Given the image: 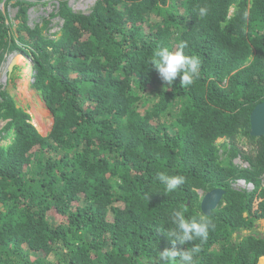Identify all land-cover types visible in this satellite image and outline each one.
<instances>
[{
	"label": "trees",
	"instance_id": "16d2710c",
	"mask_svg": "<svg viewBox=\"0 0 264 264\" xmlns=\"http://www.w3.org/2000/svg\"><path fill=\"white\" fill-rule=\"evenodd\" d=\"M40 1L0 0V66L9 49L30 57L53 118L38 131L9 92L18 67L2 75L0 264H152L175 208L214 224L198 264H264V133L250 122L264 101V0H96L86 14L59 0L57 38L50 17L29 22ZM180 41L201 60L184 88L148 63ZM162 171L185 184L157 193Z\"/></svg>",
	"mask_w": 264,
	"mask_h": 264
},
{
	"label": "clouds",
	"instance_id": "9594fccd",
	"mask_svg": "<svg viewBox=\"0 0 264 264\" xmlns=\"http://www.w3.org/2000/svg\"><path fill=\"white\" fill-rule=\"evenodd\" d=\"M43 1V2H42ZM36 2L32 7L36 6L38 3L40 5H46L50 1L52 8L49 10V13L46 15L50 17V28L52 24H55V27H58V30L52 31L51 37L57 38L61 35V26L62 19L58 16H50L52 12H57V7L59 5V0H42ZM96 0L92 1L87 12L89 13L92 6ZM53 4V5H52ZM67 6L70 8V0H67ZM52 10V11H51ZM72 10H74L72 8ZM75 11V10H74ZM209 9L206 6H201L198 8V16L200 18L206 17L208 15ZM57 19V24L53 23V19ZM49 28V29H50ZM188 47L187 41H180L176 46L175 50L170 49L167 46H157L152 53L151 58L148 63H150L153 68L157 71L159 77L163 82H166V85L170 86L172 83L179 77V84L181 87L191 86L194 81L199 78L201 74V60L196 55H189L185 53V49ZM20 54L25 57L26 63H30L31 66V77L34 71V61L30 57L20 52ZM17 66V65H15ZM17 76L13 82V85H8L9 92L11 89H15V81L19 79V70L20 66H17ZM33 79V77H32ZM12 94V93H11ZM14 96V94H12ZM44 101V100H43ZM45 103V101H44ZM49 111V110H48ZM52 116V115H51ZM53 124V118L51 120V126ZM36 127V126H35ZM51 128V127H50ZM158 181L162 184L163 193L168 195L170 193L176 192L182 185L186 182V177L182 174H169L167 172H160L158 174ZM152 192V191H149ZM144 193V199L147 201L148 193ZM186 209L175 208L170 213V224L171 227L167 225L166 228H162L161 231L163 235L167 238L171 247H166L163 250H160L156 253L155 258L152 259V264H198V257L202 251L200 244L195 243L199 240L201 243L206 241L209 235L210 229L214 228L212 221L205 215H196L192 217H186ZM188 245L183 250H178L176 245Z\"/></svg>",
	"mask_w": 264,
	"mask_h": 264
},
{
	"label": "rangeland",
	"instance_id": "374dc122",
	"mask_svg": "<svg viewBox=\"0 0 264 264\" xmlns=\"http://www.w3.org/2000/svg\"><path fill=\"white\" fill-rule=\"evenodd\" d=\"M93 0H70V5L75 11L87 12L92 5ZM50 1L46 5H40L39 3L29 8V22L33 21L39 14L47 15L49 10L52 8ZM53 5V4H52ZM55 7L52 8V10ZM49 9V10H48ZM51 10V11H52ZM47 17V16H46ZM53 23L57 22V19L52 20ZM60 21L57 22V24ZM52 28L48 30V34L52 35V31L58 30L55 24H52ZM15 28V25H14ZM26 56L23 57L18 50L9 49L3 55V60L1 63V74L0 78L3 79L2 75L5 74L13 65L20 66L19 79L15 81V89H11L10 93L14 94V100L17 105L21 106L29 115V121L36 126L37 130L42 134H45L50 130L52 116L48 111L43 98L38 90L31 86L33 81L31 77V66L30 63H26ZM6 77V75H5ZM4 77V81L6 78ZM46 111V112H45ZM221 141V139H217ZM251 189V186H249ZM258 229L264 234V221L260 220L257 223ZM264 262V258L261 257L260 263Z\"/></svg>",
	"mask_w": 264,
	"mask_h": 264
},
{
	"label": "water",
	"instance_id": "95a60500",
	"mask_svg": "<svg viewBox=\"0 0 264 264\" xmlns=\"http://www.w3.org/2000/svg\"><path fill=\"white\" fill-rule=\"evenodd\" d=\"M251 134L260 135L264 133V101L257 104L250 115ZM221 189H213L206 192L201 199V208L206 213L217 204Z\"/></svg>",
	"mask_w": 264,
	"mask_h": 264
},
{
	"label": "crops",
	"instance_id": "0c3cea01",
	"mask_svg": "<svg viewBox=\"0 0 264 264\" xmlns=\"http://www.w3.org/2000/svg\"><path fill=\"white\" fill-rule=\"evenodd\" d=\"M2 77H3V79H2V78H1V79H2V81L4 82V77H5V76H2ZM5 78H6V77H5Z\"/></svg>",
	"mask_w": 264,
	"mask_h": 264
},
{
	"label": "bare ground",
	"instance_id": "6f19581e",
	"mask_svg": "<svg viewBox=\"0 0 264 264\" xmlns=\"http://www.w3.org/2000/svg\"><path fill=\"white\" fill-rule=\"evenodd\" d=\"M46 112V111H45Z\"/></svg>",
	"mask_w": 264,
	"mask_h": 264
}]
</instances>
